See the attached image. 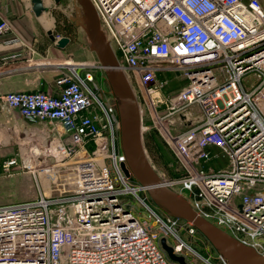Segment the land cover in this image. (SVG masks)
I'll return each mask as SVG.
<instances>
[{
    "label": "built area",
    "instance_id": "1",
    "mask_svg": "<svg viewBox=\"0 0 264 264\" xmlns=\"http://www.w3.org/2000/svg\"><path fill=\"white\" fill-rule=\"evenodd\" d=\"M90 1L136 98H146L150 119L156 124L174 116L182 123L174 140L187 173L178 182L192 208L264 256L261 0ZM8 30L0 15V34ZM77 70L69 65L57 79L59 95L0 91V107L17 110L32 123H58L66 140L45 150L56 161L73 160L70 191L46 194L32 171L36 197L0 204V264H178L160 239L176 254L180 242L191 249L179 237V218L161 216L140 195L144 187L132 185L122 172L126 159L117 153L114 110L94 94L92 74L82 77ZM169 72H181L186 82L161 114L158 75ZM247 75L253 79L245 83ZM211 148L220 150L226 167L198 169V162L211 161ZM20 154L0 155V171L19 167ZM125 196H134L146 215L127 210ZM169 235L177 241L170 244ZM202 264L212 263L204 258Z\"/></svg>",
    "mask_w": 264,
    "mask_h": 264
},
{
    "label": "rangeland",
    "instance_id": "2",
    "mask_svg": "<svg viewBox=\"0 0 264 264\" xmlns=\"http://www.w3.org/2000/svg\"><path fill=\"white\" fill-rule=\"evenodd\" d=\"M261 2L264 6V0H261ZM73 13V6H69V8L65 10V14L61 13V11L56 12L55 15L57 16V21L55 22V29L58 33L65 34L71 38L73 44L75 45L76 60L86 66V70L81 71L78 69L77 72L82 77L85 73H91L94 83L91 84V87L93 88L94 94L103 103V105H109L113 108L115 116L114 132L116 137L117 153L123 154L120 142V122L117 109L118 100L112 92L104 69L100 67V63L95 52L90 49V42L85 31L81 27L76 26L74 22L69 19ZM103 36L106 38L105 35ZM252 79L253 77L251 75H247L245 83L251 81ZM185 82L186 81L183 79L181 72H169L158 75V95L159 99H161L159 112L161 114H164L167 111L165 103L178 93V91L185 85ZM129 83L135 92L130 81ZM137 101L141 111L142 126L144 127L142 128L143 146L151 165L164 182L169 184L172 183V185H170L171 189L178 192L185 198L188 197V191L181 183L178 182L179 178L187 173V168L178 156V152L175 147L176 141L174 140V136L182 130V123L178 122L177 119H174L173 121L174 116H169L165 117L162 123L155 124L147 115V106L145 103L146 98L140 96V99L137 97ZM94 103L96 110H101L99 105H97V100H94ZM259 104L261 106L263 105L260 100ZM192 114H196L195 108L193 109ZM33 124L35 127L31 133L26 137H19L17 140L19 145L22 144L23 151L15 149L13 152V154L18 152L21 153L20 157L22 161L20 162V166L13 169L10 173L0 171V204L24 201L36 197L37 187L33 172L36 175L39 184L48 195L59 194L62 191L68 192L73 188V160L64 159L62 161H56L55 158L49 155L45 150V146L51 142L66 140L67 133L58 123L53 121H37ZM184 142H181L180 145L185 144ZM36 150L39 151L38 154ZM209 151V156L212 157L211 161L206 163H203L202 161L198 162L197 168L205 170L225 168L226 161L224 157H222L220 150L218 151L217 148H211ZM26 158L33 164V168L25 166L24 162ZM49 165L54 166V172L47 174L44 172V169ZM120 168L122 172L126 174L122 164L120 165ZM130 177L129 182L132 185H137L139 183L131 172ZM140 195L145 197L147 202L161 216L166 217V212L155 205L145 188L140 192ZM123 200L127 210L129 209L131 212H140L142 216L146 215L144 208L134 196H125ZM121 212L122 211H120V213ZM192 228L194 229V232H191ZM177 231L181 240L192 249L183 247V250L179 252V255L184 256L187 262L202 264L203 259L205 258L209 259V262L212 264H222L219 253L216 249L191 223L183 219H179ZM167 241L172 244L177 241V239L173 235H169V237H167Z\"/></svg>",
    "mask_w": 264,
    "mask_h": 264
},
{
    "label": "water",
    "instance_id": "3",
    "mask_svg": "<svg viewBox=\"0 0 264 264\" xmlns=\"http://www.w3.org/2000/svg\"><path fill=\"white\" fill-rule=\"evenodd\" d=\"M53 1L58 5L61 0ZM31 3L32 11L36 16L47 10L43 0H31ZM73 3L74 13L69 19L85 31L90 49L95 52L100 67L104 69L112 92L118 100L120 142L126 159L122 165L126 176L131 172L161 210L191 223L198 229L227 264H264L263 255L201 217L184 196L171 189L160 178L143 146L141 111L137 98L124 71L119 67L111 45L103 36L97 12L90 0H73ZM47 34L52 40L55 39L52 30H48ZM68 42V37H62L56 41V44L63 48ZM160 243L172 261L178 264H191L184 256L174 252L165 237L160 239Z\"/></svg>",
    "mask_w": 264,
    "mask_h": 264
},
{
    "label": "crops",
    "instance_id": "4",
    "mask_svg": "<svg viewBox=\"0 0 264 264\" xmlns=\"http://www.w3.org/2000/svg\"><path fill=\"white\" fill-rule=\"evenodd\" d=\"M43 3L47 10L36 16L31 0H0V15L9 23V30L0 34L1 92L41 90L59 95L61 87L57 79L69 65L86 70V66L76 60L71 38L55 29V13L65 14L69 6H74L73 0H61L58 5L53 0H43ZM48 30H52L54 40L47 34ZM62 37H68L69 42L60 48L56 41ZM12 39L16 41L10 42ZM33 123L17 110L0 107V155L13 154L15 149L23 151L17 140L31 133ZM24 164L33 168L27 158Z\"/></svg>",
    "mask_w": 264,
    "mask_h": 264
},
{
    "label": "bare ground",
    "instance_id": "5",
    "mask_svg": "<svg viewBox=\"0 0 264 264\" xmlns=\"http://www.w3.org/2000/svg\"><path fill=\"white\" fill-rule=\"evenodd\" d=\"M99 22H100V28L103 30V28H102V25H101V20H100V16H99ZM104 32V31H103ZM112 47V46H111ZM113 49V48H112ZM114 51V50H113ZM115 53V52H114ZM115 56H116V54H115ZM125 75H126V77L128 78V80H129V77H128V75H127V72H125ZM130 176V175H129ZM166 183V182H165ZM167 184V183H166ZM183 247H184V245L180 242V243H178V248H176V250H183ZM225 261V260H224ZM226 262V261H225Z\"/></svg>",
    "mask_w": 264,
    "mask_h": 264
},
{
    "label": "flooded vegetation",
    "instance_id": "6",
    "mask_svg": "<svg viewBox=\"0 0 264 264\" xmlns=\"http://www.w3.org/2000/svg\"><path fill=\"white\" fill-rule=\"evenodd\" d=\"M163 212V211H162Z\"/></svg>",
    "mask_w": 264,
    "mask_h": 264
}]
</instances>
